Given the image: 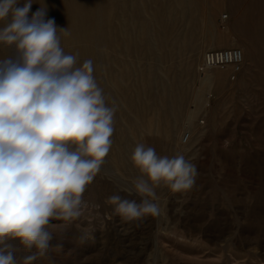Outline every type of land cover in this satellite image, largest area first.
<instances>
[{
  "label": "rangeland",
  "instance_id": "374dc122",
  "mask_svg": "<svg viewBox=\"0 0 264 264\" xmlns=\"http://www.w3.org/2000/svg\"><path fill=\"white\" fill-rule=\"evenodd\" d=\"M40 7L118 110L81 217L33 264H264V0H33L30 15ZM229 48L243 56L233 81L231 67L198 72L206 51ZM138 144L184 155L198 176L186 192L156 187L158 216L125 220L107 200H141ZM11 243L18 264L31 254Z\"/></svg>",
  "mask_w": 264,
  "mask_h": 264
},
{
  "label": "clouds",
  "instance_id": "9594fccd",
  "mask_svg": "<svg viewBox=\"0 0 264 264\" xmlns=\"http://www.w3.org/2000/svg\"><path fill=\"white\" fill-rule=\"evenodd\" d=\"M32 4L0 0V21L7 20L0 44L11 50L0 59V264H18L12 241L31 253L19 264H33L56 233L81 217L83 193L112 147L118 110L94 76L93 61L79 64L65 52L68 28L46 18V7L30 15ZM131 159L147 177L134 182L141 200L118 194L107 200L125 220L158 216L155 188L186 192L198 176L184 155L158 156L143 144ZM88 237L84 230L81 241Z\"/></svg>",
  "mask_w": 264,
  "mask_h": 264
},
{
  "label": "built area",
  "instance_id": "2783aa9c",
  "mask_svg": "<svg viewBox=\"0 0 264 264\" xmlns=\"http://www.w3.org/2000/svg\"><path fill=\"white\" fill-rule=\"evenodd\" d=\"M242 57V52L238 48L209 50L203 54L197 70L200 74H204L215 69L231 67L233 72L230 80L233 81L240 69Z\"/></svg>",
  "mask_w": 264,
  "mask_h": 264
},
{
  "label": "bare ground",
  "instance_id": "6f19581e",
  "mask_svg": "<svg viewBox=\"0 0 264 264\" xmlns=\"http://www.w3.org/2000/svg\"><path fill=\"white\" fill-rule=\"evenodd\" d=\"M170 3H171V1H169ZM70 3V2H69ZM71 8V7H70ZM73 8V7H72ZM56 12V11H55ZM156 24V23H155ZM60 27V26H59ZM136 27V26H135ZM154 27V26H153ZM174 27V26H173ZM167 28V30H168V26L166 27ZM135 30V29H134ZM172 34V33H171ZM164 35V34H163ZM120 36V35H119ZM121 38V37H120ZM161 39V38H160ZM131 42V41H130ZM163 42V41H162ZM159 46V45H158ZM214 46H216V45H214ZM224 47V46H223ZM209 49H210V47H209ZM212 49V48H211ZM243 49V48H242ZM196 53H199V52H196ZM195 53V54H196ZM196 56V55H195ZM194 56V57H195ZM198 56V55H197ZM190 57V56H189ZM194 57H192V58H194ZM191 59V58H190ZM189 59V60H190ZM192 60V59H191ZM227 68H230V67H227ZM226 69V68H225ZM214 74H216V75H218V74H223V72H219V71H216V72H214ZM220 80V79H219ZM174 81H175V79H174ZM203 82H213V79L210 77V76H207V77H205L203 80H202ZM201 83V82H200ZM175 84V83H174ZM181 84H183L182 82H181ZM169 85V84H168ZM177 85V84H176ZM107 86V85H106ZM174 86V85H173ZM175 87V86H174ZM108 89V88H107ZM112 89V88H111ZM109 90V89H108ZM179 90V89H178ZM160 91V90H159ZM175 91V90H174ZM180 92V91H179ZM161 93V92H160ZM172 93V92H171ZM175 93V92H174ZM174 97V96H173ZM172 98V97H171ZM176 98H177V95H176ZM109 100H110V98H109ZM176 100V99H175ZM176 104V103H175ZM174 104V105H175ZM132 120V119H131ZM184 123V122H183ZM177 129V128H176ZM175 132H176V130H175ZM180 134H178V136H179ZM188 136H189V134H188ZM187 137V136H186ZM175 140H177V139H175ZM177 142V141H176ZM179 142V141H178ZM177 145V144H176ZM178 147V146H177Z\"/></svg>",
  "mask_w": 264,
  "mask_h": 264
}]
</instances>
